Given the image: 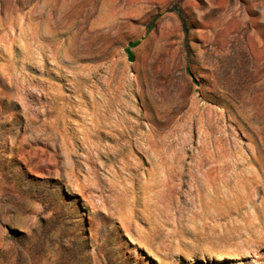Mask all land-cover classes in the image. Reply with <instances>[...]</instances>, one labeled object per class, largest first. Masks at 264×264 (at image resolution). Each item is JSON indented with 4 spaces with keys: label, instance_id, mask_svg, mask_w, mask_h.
Instances as JSON below:
<instances>
[{
    "label": "rangeland",
    "instance_id": "374dc122",
    "mask_svg": "<svg viewBox=\"0 0 264 264\" xmlns=\"http://www.w3.org/2000/svg\"><path fill=\"white\" fill-rule=\"evenodd\" d=\"M68 2L0 0V264H264V0Z\"/></svg>",
    "mask_w": 264,
    "mask_h": 264
},
{
    "label": "trees",
    "instance_id": "16d2710c",
    "mask_svg": "<svg viewBox=\"0 0 264 264\" xmlns=\"http://www.w3.org/2000/svg\"><path fill=\"white\" fill-rule=\"evenodd\" d=\"M138 44V42H131L130 43V46H135V45H137ZM129 58L132 60L133 59V53L131 52V51H129Z\"/></svg>",
    "mask_w": 264,
    "mask_h": 264
},
{
    "label": "crops",
    "instance_id": "0c3cea01",
    "mask_svg": "<svg viewBox=\"0 0 264 264\" xmlns=\"http://www.w3.org/2000/svg\"><path fill=\"white\" fill-rule=\"evenodd\" d=\"M77 1L78 0H69V2L67 3V6L70 7L71 5H75ZM72 7H74V6H72Z\"/></svg>",
    "mask_w": 264,
    "mask_h": 264
}]
</instances>
